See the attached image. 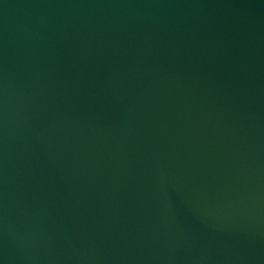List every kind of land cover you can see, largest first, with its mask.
<instances>
[{
  "label": "water",
  "instance_id": "1",
  "mask_svg": "<svg viewBox=\"0 0 264 264\" xmlns=\"http://www.w3.org/2000/svg\"><path fill=\"white\" fill-rule=\"evenodd\" d=\"M0 264H264V0H0Z\"/></svg>",
  "mask_w": 264,
  "mask_h": 264
}]
</instances>
